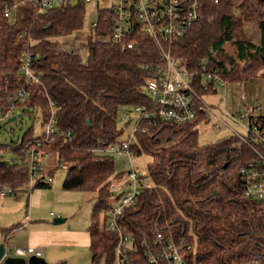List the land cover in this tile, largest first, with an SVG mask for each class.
<instances>
[{
  "label": "trees",
  "instance_id": "trees-1",
  "mask_svg": "<svg viewBox=\"0 0 264 264\" xmlns=\"http://www.w3.org/2000/svg\"><path fill=\"white\" fill-rule=\"evenodd\" d=\"M8 7L13 9L10 19L5 17ZM201 8L202 19L173 51L194 75L197 95L216 94L202 89V75L209 72L217 71L230 83L263 78L264 0H201ZM85 16L81 5L41 15L32 0H0V118L15 109L32 116L38 112L44 127L54 115L56 140L41 148L55 160L46 175L53 178L65 167V190L98 193L88 227L91 261L118 264L119 234L108 229V212L113 179L122 180L127 173L118 172L114 157L99 150L123 143L118 128L122 107L157 111L144 85L162 62L147 38L141 53L102 41L109 33L104 26H110L104 21L84 43L83 55L65 53L60 40L82 30ZM26 53L33 58L34 79L21 72ZM195 104L196 118L188 124L152 119L137 124L130 150L152 160L144 176L148 187L118 218L121 232L131 237L126 256L131 264H156L147 253L160 254L172 239L186 264H264V203L245 195L239 174L258 159V152L264 154V144L253 134L255 126L264 131V116L249 117L246 136L201 146L199 126L208 119L200 110L203 103ZM40 138L31 128L20 144H0V186H10L18 195L30 191L29 170L20 162L28 145ZM9 151L14 158L5 160L2 154ZM51 186L36 182L32 190Z\"/></svg>",
  "mask_w": 264,
  "mask_h": 264
},
{
  "label": "built area",
  "instance_id": "built-area-1",
  "mask_svg": "<svg viewBox=\"0 0 264 264\" xmlns=\"http://www.w3.org/2000/svg\"><path fill=\"white\" fill-rule=\"evenodd\" d=\"M37 5L38 13L46 14L53 9H63L73 6H84L86 13L89 6L95 7L97 22L91 24L89 30L84 28L79 32L71 46L60 44V49L73 56L84 54V43L93 35L100 21L109 22L110 26H104L103 31L108 32L102 41L119 46L123 52L143 51L146 41H151L158 49L161 65L151 67L150 70H156V75L146 80L145 89L149 96L156 102L158 109L155 113L143 112L141 108L135 110L141 114V119L160 120L163 122L174 123L177 125L188 124L192 122L197 115L196 100L203 103L202 111L213 109L204 102V98L197 95L193 83V74H191L179 58L175 57L173 51L185 38L187 32L192 26L202 19L201 0H32ZM218 3V0H216ZM13 15V9L7 8L5 17L10 19ZM146 38L148 40H146ZM21 66V72L29 78L34 79L32 74L33 58L24 54ZM86 62V60H84ZM145 68V66H143ZM195 75H198L196 73ZM202 89L204 91L224 88L227 81L218 75L217 71L203 74ZM19 96H23L20 93ZM11 112L8 114L10 115ZM215 114V113H214ZM7 115V116H8ZM252 113H246L241 116L242 119H249ZM6 116V117H7ZM217 121L223 123V119L215 114ZM219 124V123H218ZM57 121L54 115L44 126V132L40 139L30 143L26 159L20 162V167L27 168L30 173V190L36 182L47 184L53 183V178L47 176L50 169L51 156L44 151V145H51L57 136ZM220 126V125H218ZM137 129V128H136ZM128 142L121 144L108 145L99 150L100 153L107 155H127L132 164L131 147L135 145V132ZM253 134L256 141L264 144V131L255 126ZM242 137V136H240ZM245 139H243V142ZM240 146V144H239ZM258 159L250 166L240 170V179L242 189L245 195L261 203H264V154L258 152ZM55 167V166H54ZM53 167V168H54ZM147 180L144 179L139 171L132 167L127 172L124 179L117 181L113 179L111 191L114 194L111 207L109 208L108 229L119 234V245L117 248L118 264H131L126 253L131 247V237L124 235L119 226L118 218L124 209L132 206L144 189L148 187ZM2 196L18 195L15 194L10 186H0ZM59 218V215L52 214ZM163 239L162 235L158 237ZM43 250L35 247H11L5 246L4 255L0 263L10 257L30 258L32 256L43 257ZM147 257L151 263H158L164 259L168 264H186L181 256L179 247L171 239L167 246L162 248L160 254L155 255L149 251ZM258 261L249 264H257Z\"/></svg>",
  "mask_w": 264,
  "mask_h": 264
},
{
  "label": "rangeland",
  "instance_id": "rangeland-1",
  "mask_svg": "<svg viewBox=\"0 0 264 264\" xmlns=\"http://www.w3.org/2000/svg\"><path fill=\"white\" fill-rule=\"evenodd\" d=\"M95 7L89 6L84 19V31L89 30L91 24L97 22V14ZM83 31V30H82ZM79 32L71 34L60 40V44L71 46L75 37ZM262 85L258 87V85ZM146 95L148 91L144 88ZM206 105L211 106L213 112L223 119V123L217 121L215 114L207 111V123L199 126V144L201 146H212L226 138L232 136H246L249 131L248 120L242 119L241 116L247 112H255L259 116H264V77H257L248 82L229 83L227 87L217 88V93L204 97ZM21 115V116H20ZM15 118V120H12ZM142 116L136 110L122 107L118 112V128L123 130V136L120 142H128L137 127ZM219 123V124H218ZM220 125V126H218ZM34 128L36 137L42 136L44 127L42 119L38 112L34 115L22 114L19 109H15L7 117L0 118V144L14 145L20 144L27 131ZM5 160H12L14 156L9 151L2 154ZM114 157L115 166L118 172L127 173L132 167L139 171L142 175L148 174V165L151 163V156H135L132 155V164L127 155H109ZM67 178V169L61 167L54 173V182L46 191L45 199L56 215H64L68 213L74 224L86 227L91 224V214L94 205L98 200L97 192H81L68 191L63 188L65 179ZM11 196V195H7ZM18 197V196H17ZM112 203V202H111ZM55 218L50 216L49 222L54 223ZM70 222V221H69ZM104 226V215L101 221ZM87 264H92L91 253L86 249L84 253ZM82 260L80 264H82ZM4 264V263H1ZM73 264V262H72ZM74 264H78L76 261Z\"/></svg>",
  "mask_w": 264,
  "mask_h": 264
},
{
  "label": "crops",
  "instance_id": "crops-1",
  "mask_svg": "<svg viewBox=\"0 0 264 264\" xmlns=\"http://www.w3.org/2000/svg\"><path fill=\"white\" fill-rule=\"evenodd\" d=\"M252 114L257 115L255 112ZM50 163L52 169L55 166L54 158L51 157ZM45 196L46 191L42 189L13 196L0 194V228L11 229L7 233L0 229V246L42 249L43 258L51 264H74L76 261L80 264L81 260L82 264H87L84 253L86 249L90 251L88 228L74 224L68 213L64 217L53 216L55 220H64L63 224L50 223V216L54 213L50 211Z\"/></svg>",
  "mask_w": 264,
  "mask_h": 264
},
{
  "label": "water",
  "instance_id": "water-1",
  "mask_svg": "<svg viewBox=\"0 0 264 264\" xmlns=\"http://www.w3.org/2000/svg\"><path fill=\"white\" fill-rule=\"evenodd\" d=\"M12 120H15V118H12ZM63 223H64V220H62V219L54 220L55 225H60ZM4 251H5V246L1 245L0 246V262L2 260L3 255H4ZM3 263L4 264H51V263L47 262L45 258L36 257V256H32L28 259L27 258L10 257V258H7L6 260H4Z\"/></svg>",
  "mask_w": 264,
  "mask_h": 264
}]
</instances>
